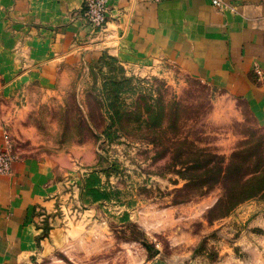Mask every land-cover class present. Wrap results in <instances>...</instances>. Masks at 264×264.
I'll return each instance as SVG.
<instances>
[{
	"label": "rangeland",
	"instance_id": "obj_1",
	"mask_svg": "<svg viewBox=\"0 0 264 264\" xmlns=\"http://www.w3.org/2000/svg\"><path fill=\"white\" fill-rule=\"evenodd\" d=\"M60 86L40 105L26 98L11 150L96 146L86 170L109 196L69 195L41 224L47 236L61 218L58 242L21 264H264V189L240 188L264 186V120L245 102L166 60L148 69L109 53Z\"/></svg>",
	"mask_w": 264,
	"mask_h": 264
},
{
	"label": "crops",
	"instance_id": "obj_2",
	"mask_svg": "<svg viewBox=\"0 0 264 264\" xmlns=\"http://www.w3.org/2000/svg\"><path fill=\"white\" fill-rule=\"evenodd\" d=\"M221 1L110 0L108 22L96 31L85 0H0V148L10 145L28 96L42 104L75 67L106 53L148 69L166 60L264 120V0ZM99 160L96 146L15 155L11 172L0 173V264L51 250L61 218L51 215L59 222L46 236L43 217L82 194L93 172L86 167Z\"/></svg>",
	"mask_w": 264,
	"mask_h": 264
},
{
	"label": "built area",
	"instance_id": "obj_3",
	"mask_svg": "<svg viewBox=\"0 0 264 264\" xmlns=\"http://www.w3.org/2000/svg\"><path fill=\"white\" fill-rule=\"evenodd\" d=\"M214 3L221 5V0H214ZM84 15L87 18L88 25L96 31H101L105 28L110 16V0H85ZM15 156L8 145L5 148H0V173H9L12 170V165Z\"/></svg>",
	"mask_w": 264,
	"mask_h": 264
},
{
	"label": "trees",
	"instance_id": "obj_4",
	"mask_svg": "<svg viewBox=\"0 0 264 264\" xmlns=\"http://www.w3.org/2000/svg\"><path fill=\"white\" fill-rule=\"evenodd\" d=\"M262 172H263L262 169L257 170V173H262ZM257 178L259 179L260 176H257ZM101 181L102 180H101V177H100L98 171H93V172L89 173L88 176L85 177L83 184H82V194H81L82 198L85 201L97 202V201H101V200L108 198V196H109L108 192L105 189H103ZM248 186L259 187L256 189H264L263 184L252 185L250 182L249 183H246V182L243 183L242 182L240 188L248 189L247 188ZM253 195H255V194L254 193L250 194V196H253ZM250 196H248V197H250ZM245 198H247V197H245Z\"/></svg>",
	"mask_w": 264,
	"mask_h": 264
}]
</instances>
